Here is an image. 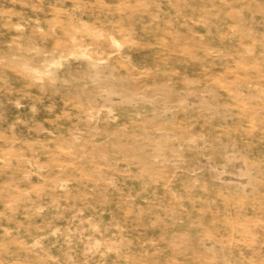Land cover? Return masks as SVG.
<instances>
[{
  "label": "rangeland",
  "instance_id": "rangeland-1",
  "mask_svg": "<svg viewBox=\"0 0 264 264\" xmlns=\"http://www.w3.org/2000/svg\"><path fill=\"white\" fill-rule=\"evenodd\" d=\"M0 264H264V0H0Z\"/></svg>",
  "mask_w": 264,
  "mask_h": 264
}]
</instances>
